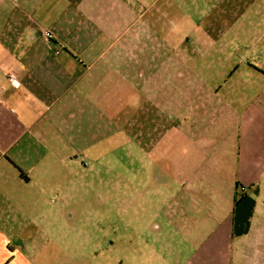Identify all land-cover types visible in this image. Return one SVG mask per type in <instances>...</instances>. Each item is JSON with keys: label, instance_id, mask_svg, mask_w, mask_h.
<instances>
[{"label": "crops", "instance_id": "1", "mask_svg": "<svg viewBox=\"0 0 264 264\" xmlns=\"http://www.w3.org/2000/svg\"><path fill=\"white\" fill-rule=\"evenodd\" d=\"M120 2L0 0V164L6 172L0 179L8 181L6 193L18 190L27 196L32 186H39L42 195L60 193L57 167L74 163L77 149L100 165L108 159L128 165L118 156L122 148L117 143L107 148L124 134L121 114L126 113L130 144L138 150L131 154V166L138 168V175L147 171L142 181L158 193L151 201V190L133 185L136 218L131 237L110 241L107 246H117V254L98 256V263L171 264L182 242L192 246L172 237L180 231L172 214L205 209V171L213 174L226 157L232 165L228 189L234 209L216 222L212 250L216 260L220 255L230 264H261L264 0H243L245 20L259 22L261 33L252 31L255 24H250L238 37L216 33L212 45L215 55L228 50L231 86L262 85V92L238 95L232 90L225 108L196 113L192 122L186 117L185 96L173 95L169 88L173 66L187 65L180 55L188 50L172 47L167 40L181 18L173 21L164 14L163 32L168 28V35L157 33L156 17L149 14L156 1L148 11L139 0L131 5ZM47 31L53 35V47ZM157 35L162 38L159 48L154 45ZM173 53L179 54L174 65ZM237 53L246 57L245 63H237ZM55 208L48 213L53 215ZM151 211L154 221L145 218ZM220 243L226 252L218 251ZM207 246L209 242L202 241L196 247L197 262L211 257ZM4 248L0 245L1 263L12 259ZM106 251L101 249V256Z\"/></svg>", "mask_w": 264, "mask_h": 264}, {"label": "rangeland", "instance_id": "2", "mask_svg": "<svg viewBox=\"0 0 264 264\" xmlns=\"http://www.w3.org/2000/svg\"><path fill=\"white\" fill-rule=\"evenodd\" d=\"M120 1L121 5H131L138 0ZM153 1L156 2L149 14L156 17L157 33L168 35L166 32L168 28L163 32L164 14L172 15L173 21L178 17L182 20L178 22L181 27H176L175 33H169L170 37L167 40L171 42L172 47L178 46L188 50L180 55L186 59L187 65L176 68L173 66L172 83L169 88L173 95L180 92L185 96V112L189 121L192 122L196 113L210 112L213 108L221 110L225 108L232 90L238 95L242 93L257 95L262 92V85L245 86L240 83L235 87L231 86L233 71L228 68V50L217 55L212 52L216 33H224L222 36L235 33L238 37V33H244L250 24H255L252 28L255 33L261 31L262 28L259 29L256 25L259 22L250 23L245 20L243 0H139L143 10L147 11ZM170 2L172 6L169 5ZM161 40L159 36L156 37L154 41L156 48L161 46ZM223 40L227 43L228 39ZM225 43L224 45H227ZM196 50L198 53H195ZM172 57L174 65L179 54L173 53ZM236 57L237 63L239 61L245 63L247 60L240 53H237ZM127 120L126 113H122L124 134L118 136L117 142H109L107 148L117 143L118 148H122L118 156L128 160L129 162H126L128 165L118 166L113 159L103 161L104 163L100 165L88 160L77 149L74 163L57 167L59 180L55 184L58 182L60 193L42 195L39 193V186H32L27 190V196L20 195L21 191L18 190L15 195H9L6 193L8 181L0 179V245L5 247L6 252L12 254L13 259L5 263H1L4 260L0 259V264H99L98 256L101 258L105 254L115 257L117 246L107 245L110 241L115 244L121 237L130 238L131 225L136 218L133 212L135 200L131 197L133 185L139 189L151 190V201L158 193L151 186L148 187L144 179L142 181L147 171L144 170L138 175V168L131 166V154H138V150L130 144L131 136L128 134L131 133V129L127 126ZM112 157L114 158V154ZM219 168H214L213 174L205 171L206 177L202 184L204 192L202 203L205 209L201 213L199 209L198 212L190 210L182 214H172L171 219L176 228L180 229L178 235L172 237L188 240L192 246L189 243L184 245L182 242L180 246L182 251L178 256L175 254L171 256V264H179L178 262L230 264L220 255L216 260L217 253L212 250L216 240V222L226 219L234 209L228 189L232 165L225 157ZM5 175L1 163L0 176ZM176 197L180 205H184L183 198ZM262 200L264 201V192ZM51 206L59 207L58 210L54 209L53 215L47 210ZM148 214H145L146 220L154 221L152 211L150 217ZM261 227L258 249L262 258L261 264H264V222ZM222 238L219 233V239ZM202 241L209 242L206 248L210 250L208 253L211 257L208 261L199 263L194 254L197 253L195 250ZM173 248L175 249L174 246ZM101 249L107 250L102 256ZM217 249L222 250V253L226 252V247L221 243Z\"/></svg>", "mask_w": 264, "mask_h": 264}, {"label": "built area", "instance_id": "3", "mask_svg": "<svg viewBox=\"0 0 264 264\" xmlns=\"http://www.w3.org/2000/svg\"><path fill=\"white\" fill-rule=\"evenodd\" d=\"M45 37L47 38L49 44L51 45V47H53V35L50 31L45 32ZM59 52L56 51L55 54L57 55ZM241 191L244 192V188H241Z\"/></svg>", "mask_w": 264, "mask_h": 264}]
</instances>
